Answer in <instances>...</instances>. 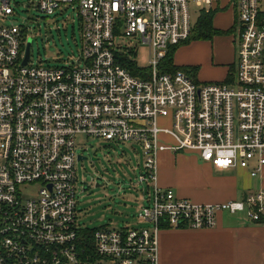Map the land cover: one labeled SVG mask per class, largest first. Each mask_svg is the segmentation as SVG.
Returning <instances> with one entry per match:
<instances>
[{
	"label": "built area",
	"instance_id": "built-area-1",
	"mask_svg": "<svg viewBox=\"0 0 264 264\" xmlns=\"http://www.w3.org/2000/svg\"><path fill=\"white\" fill-rule=\"evenodd\" d=\"M13 2L0 0V264H160L162 228H213L224 211L260 220L264 188L240 200L197 203L158 185L157 156L184 152L217 169L262 173L264 0L233 3L238 49L231 84L198 83L182 70L159 69L169 48L190 38L191 5L208 13L218 0H28L44 14L62 4L77 10L80 58L62 67L22 65L29 27L4 23L15 14ZM117 36H141L150 46L147 78L121 63ZM168 117L172 129L159 128L158 119ZM79 134L141 145L139 182L150 195L138 216L151 228L103 227L81 237ZM160 134L175 145L163 144ZM27 183H39L36 195L23 197Z\"/></svg>",
	"mask_w": 264,
	"mask_h": 264
},
{
	"label": "crops",
	"instance_id": "crops-1",
	"mask_svg": "<svg viewBox=\"0 0 264 264\" xmlns=\"http://www.w3.org/2000/svg\"><path fill=\"white\" fill-rule=\"evenodd\" d=\"M235 0H218L213 26L230 31L211 40L185 44L174 54V64L186 73L197 74L198 83L226 82L236 71L238 41ZM242 169V168H234ZM230 169H217L198 155L162 151L157 156V183L172 188L197 203H220L244 199L264 188V169L256 177L250 169L227 175ZM219 178V180H218ZM160 264H264V212L261 221L245 212H221L213 228H162L158 235Z\"/></svg>",
	"mask_w": 264,
	"mask_h": 264
},
{
	"label": "rangeland",
	"instance_id": "rangeland-1",
	"mask_svg": "<svg viewBox=\"0 0 264 264\" xmlns=\"http://www.w3.org/2000/svg\"><path fill=\"white\" fill-rule=\"evenodd\" d=\"M13 1L18 2L17 5L14 2L12 4L15 14L8 16L4 23L29 27L27 41L31 42L30 65L62 67L79 60L82 32L73 5L62 4L49 15L41 12L37 5H31L28 0ZM204 9L191 5L193 24ZM115 43L118 53L123 54L121 58H127L139 70L150 69V46L143 43L141 36H117ZM189 77L194 80L196 74L191 72ZM157 125L159 128L172 129V119L159 118ZM160 141L168 146L175 145L164 134H160ZM75 144L77 156L87 158L77 160L75 166L78 228H151L138 216L150 195L148 184L139 182V175L145 172V156L141 145L137 142L107 141L85 134L77 135ZM240 170L243 171L230 169L226 174L238 178ZM39 188V183H27L20 189L23 197H28L36 195Z\"/></svg>",
	"mask_w": 264,
	"mask_h": 264
},
{
	"label": "trees",
	"instance_id": "trees-1",
	"mask_svg": "<svg viewBox=\"0 0 264 264\" xmlns=\"http://www.w3.org/2000/svg\"><path fill=\"white\" fill-rule=\"evenodd\" d=\"M215 13H216V11H214V10H211L208 13L202 11L197 22L195 24H193L192 34H191L190 38L187 41L181 43L180 45L172 46L169 48L167 55L165 56V58L161 61L160 65H159V69L162 73H174L178 70H182V71L186 72L185 68L178 67L174 64V54L179 47H181L185 44H188L192 41L211 40L217 35H225V34L231 33V30L224 32V31L216 30L214 28L213 19H214ZM23 32L27 33L26 30H23ZM25 47L26 46H23V49H26ZM121 63H123V65L132 73V75H134L136 77L147 78L149 76V70L137 69L134 66V64L132 62H130L125 57L121 58ZM194 73L197 74L196 70H194ZM234 74L235 73L231 74L230 77L228 78V81H226L224 83L231 84L233 82V79H234ZM259 221H261V218ZM95 230L96 229H94V230H89V229L81 230V232H80L81 237H83V238L85 237L86 239H89L93 236V233Z\"/></svg>",
	"mask_w": 264,
	"mask_h": 264
},
{
	"label": "water",
	"instance_id": "water-1",
	"mask_svg": "<svg viewBox=\"0 0 264 264\" xmlns=\"http://www.w3.org/2000/svg\"><path fill=\"white\" fill-rule=\"evenodd\" d=\"M30 59H31V42L27 41L26 49H25V58L22 61V65L27 66L30 62ZM78 160L83 161V160H87V158L84 156H78Z\"/></svg>",
	"mask_w": 264,
	"mask_h": 264
}]
</instances>
